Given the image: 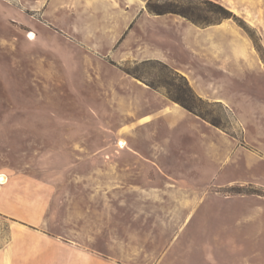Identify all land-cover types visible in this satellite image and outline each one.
<instances>
[{
    "label": "rangeland",
    "instance_id": "rangeland-1",
    "mask_svg": "<svg viewBox=\"0 0 264 264\" xmlns=\"http://www.w3.org/2000/svg\"><path fill=\"white\" fill-rule=\"evenodd\" d=\"M140 4L106 26L85 0H0V264H264V241L245 235L248 208L214 197L264 196L242 181L264 180V162L244 152L263 155L227 102L219 55L251 54L252 74L231 75L232 88L264 85V0ZM197 30L215 33L200 45ZM200 52L203 69L182 55ZM184 116L201 132L188 124L179 138ZM146 194L204 201L172 242L154 226L162 214L132 213Z\"/></svg>",
    "mask_w": 264,
    "mask_h": 264
},
{
    "label": "crops",
    "instance_id": "crops-1",
    "mask_svg": "<svg viewBox=\"0 0 264 264\" xmlns=\"http://www.w3.org/2000/svg\"><path fill=\"white\" fill-rule=\"evenodd\" d=\"M90 3V9H100L101 11L106 12V18L103 20L105 21L106 26H115L118 25V23L121 21H130L133 18H125L123 17V11L130 9L131 11H135L137 14L140 10V7L142 8L140 2L141 0H85ZM226 5H228L231 8V0H220ZM97 5H99L97 7ZM145 18V14L140 17V20ZM129 23V22H128ZM231 24L226 23L225 25L220 26L219 29H217V32L221 33L222 35H225L227 38L229 34H231ZM215 31L213 30H197L196 35L198 36V42L200 45H202V42L204 40L205 35L211 36L214 35ZM218 33V34H219ZM224 37V36H223ZM218 46V45H217ZM219 47V46H218ZM229 48V47H228ZM186 56H190L195 58L196 63L200 65V67L203 69L205 66V60H204V53H196V54H182ZM222 55L221 57H226V60L224 58V64H222V69L227 72L229 75L228 80V99L227 102L229 105H233L237 113L240 115L241 121L245 125V138L246 140L252 144L254 147L258 148L263 156L256 157L252 155L251 153L244 152L246 156L249 157L250 160H257L264 162V149L262 146V142L258 143V141L253 138L252 136H264V85L258 86V88H252L250 85H246L244 87H238L236 85L237 81L235 77L233 80L235 82H232L234 87H231V75H240V76H246L249 75V73L252 74V57L251 54H231V50L229 48L228 54H219ZM234 90L233 92H231ZM258 91V99L255 97L256 94L253 92ZM233 93V95H231ZM220 101L226 102L223 98H218ZM175 111H180L179 109L175 108ZM190 116H184V118L181 119V123H186V125L181 126L180 130H174L177 132L178 137H184L187 134L186 126H190V128H194L197 131L195 125L192 123V120H185V119H191L188 118ZM148 117H146L143 121L149 122L147 120ZM259 120L260 126L259 129L254 127L253 123H256ZM190 121V122H189ZM253 127V128H252ZM189 129V128H188ZM172 131V132H174ZM198 132H201L200 130ZM212 132V131H208ZM215 136L217 138L221 139H230L224 133L213 131ZM172 135V134H171ZM173 137V136H172ZM219 143L217 142H211V145L209 148L212 152H214L216 155L219 154ZM231 146H233V150H231V155L233 154H240L242 153L241 148L237 147V143H235L234 140L231 139ZM136 152V151H135ZM138 153V152H137ZM177 181L179 187H184L187 185V183H183L181 180H175ZM245 184H253L264 188V180H256V179H243L242 180ZM187 182V181H186ZM217 199L223 200V201H237V202H243L244 209L248 208L247 211L249 213H246L245 211V217H244V225H245V235L250 236L252 239H255V241L263 244L264 241V196L263 195H252V194H245V195H237L233 197H217L214 196ZM203 199L201 196H189L186 194H169V195H134L132 197L131 202L133 203V206L131 208L132 213L134 211H137L138 213H158L162 214L163 217H160L156 223H154V226L161 225L162 228L172 233L174 238L172 239V242L177 238V236L181 233L183 229H185L190 221L193 220V216L195 212L197 211L200 204L203 203ZM146 204V205H143ZM170 245L168 246L167 251L169 250ZM86 264H94L90 260ZM98 264H116L112 261H109L108 259L102 260Z\"/></svg>",
    "mask_w": 264,
    "mask_h": 264
},
{
    "label": "trees",
    "instance_id": "trees-1",
    "mask_svg": "<svg viewBox=\"0 0 264 264\" xmlns=\"http://www.w3.org/2000/svg\"><path fill=\"white\" fill-rule=\"evenodd\" d=\"M214 5H216V7L220 8V9H222V10L224 11V13H225L224 17H225V18H231V17L233 16L232 12H230V11L227 10V9H225L223 6H221V5H219V4H214ZM149 10H150L151 12L157 13V14H159V15H162V14L167 13V11H165V10L155 9V8H154L153 6H151V5H149ZM185 107L188 108L189 110L193 111V108H192L191 106H186V105H185Z\"/></svg>",
    "mask_w": 264,
    "mask_h": 264
},
{
    "label": "bare ground",
    "instance_id": "bare-ground-1",
    "mask_svg": "<svg viewBox=\"0 0 264 264\" xmlns=\"http://www.w3.org/2000/svg\"><path fill=\"white\" fill-rule=\"evenodd\" d=\"M29 36H30L31 39H34L36 35L34 33H31ZM147 120H149V117L147 118ZM119 144H120L121 148L127 147V143L123 139L121 141H119Z\"/></svg>",
    "mask_w": 264,
    "mask_h": 264
}]
</instances>
